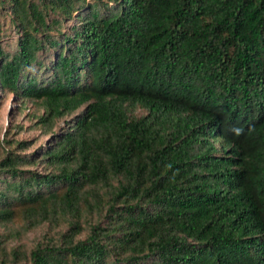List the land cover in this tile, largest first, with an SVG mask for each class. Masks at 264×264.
<instances>
[{
	"label": "trees",
	"instance_id": "trees-1",
	"mask_svg": "<svg viewBox=\"0 0 264 264\" xmlns=\"http://www.w3.org/2000/svg\"><path fill=\"white\" fill-rule=\"evenodd\" d=\"M13 30L0 106L53 142L0 141V226L66 229L5 262L264 264V0H0Z\"/></svg>",
	"mask_w": 264,
	"mask_h": 264
},
{
	"label": "rangeland",
	"instance_id": "rangeland-1",
	"mask_svg": "<svg viewBox=\"0 0 264 264\" xmlns=\"http://www.w3.org/2000/svg\"><path fill=\"white\" fill-rule=\"evenodd\" d=\"M8 38L15 42V31H9L0 39V45L6 47ZM15 43L12 44L14 49ZM83 109L75 114L60 120L57 123L55 132H62L67 128V122L74 119L77 114H80ZM43 114V110L31 101H22L13 95L3 97L0 106V141L8 140L12 142L13 148L18 142H26L28 149L22 151L23 155H32L38 152L41 148L51 145L53 136L45 135L41 127L37 125L39 117ZM136 114L141 115L143 112L137 111ZM27 170L35 172H43V166H29ZM23 223L19 219H15L7 226H0V234L2 235V243L0 245V264H10L5 262L8 253L12 249H18L21 252L28 254L37 243L46 242L50 238H57L59 233L65 231L64 226L55 227L47 223L30 231H23ZM87 231H84L78 239H84ZM5 251V253H3ZM5 262V263H4ZM19 264H26L20 262Z\"/></svg>",
	"mask_w": 264,
	"mask_h": 264
}]
</instances>
